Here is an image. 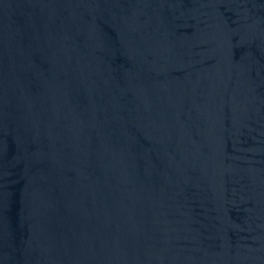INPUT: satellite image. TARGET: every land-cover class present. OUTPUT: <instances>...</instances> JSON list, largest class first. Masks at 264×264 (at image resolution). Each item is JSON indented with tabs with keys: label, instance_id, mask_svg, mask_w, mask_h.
Instances as JSON below:
<instances>
[{
	"label": "water",
	"instance_id": "95a60500",
	"mask_svg": "<svg viewBox=\"0 0 264 264\" xmlns=\"http://www.w3.org/2000/svg\"><path fill=\"white\" fill-rule=\"evenodd\" d=\"M43 264H264V0H49Z\"/></svg>",
	"mask_w": 264,
	"mask_h": 264
}]
</instances>
